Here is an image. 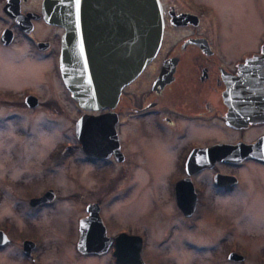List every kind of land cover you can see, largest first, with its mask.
<instances>
[{
	"label": "flooded vegetation",
	"instance_id": "1",
	"mask_svg": "<svg viewBox=\"0 0 264 264\" xmlns=\"http://www.w3.org/2000/svg\"><path fill=\"white\" fill-rule=\"evenodd\" d=\"M159 4L162 26L153 54L120 86L112 106L84 108L63 83L58 61L63 27L47 20L45 0H0V106L4 107L0 110L8 112L0 120L16 121L14 125L24 128L59 123L61 117L56 116L62 115L63 100L71 102L77 110L74 139L52 142L42 160L51 165L65 159L73 162V172L59 171L73 185L75 180L78 184V162L113 167L119 174L132 170L134 148L137 158L155 161L164 171L166 199L191 226L200 218L197 212L210 207L213 195L232 191L244 195L251 186L250 175L255 181L264 179L262 168L250 173L240 168L247 163L264 166V0H251L249 6L248 0H159ZM88 7L90 30L104 28L101 2L90 1ZM240 10L242 17L237 16ZM105 112L115 118L116 142H92L87 147L96 154H88L75 122L80 116ZM58 188L57 182L37 188L27 197L28 203L48 189L51 196L30 207L53 203L61 196ZM254 191L264 204V194ZM4 196L0 189V202ZM89 202H96L100 212L98 199L87 200L84 208ZM190 202L192 210L184 213L180 206ZM210 220L225 231L220 241L229 234L234 238L224 244L226 256L236 247L244 248L235 235V218ZM118 231L140 235L141 253L143 233L127 227Z\"/></svg>",
	"mask_w": 264,
	"mask_h": 264
},
{
	"label": "rangeland",
	"instance_id": "2",
	"mask_svg": "<svg viewBox=\"0 0 264 264\" xmlns=\"http://www.w3.org/2000/svg\"><path fill=\"white\" fill-rule=\"evenodd\" d=\"M242 15L238 11L237 16ZM62 103V115L56 116L61 117L59 123L44 121L45 126L24 128L14 125L16 121L0 120L8 122H0V189L5 195L0 202V229L9 235L0 244V264H114L110 249L85 253L75 247L77 218L86 213L84 205L91 199H98L106 232L127 227L143 233L144 264H264V204L254 191L264 194V179L255 181V175H250L251 186L244 195L237 196L233 191L213 195L210 207H203L205 212L200 209V218L194 219L191 226H186L183 214L166 199L164 171L155 161L137 158L134 148L132 170L119 174L113 167L78 162V184L75 180L72 185L59 171L73 172V162L65 159L51 165L42 160L52 142L74 139L76 106L64 100ZM6 113L0 110V115ZM240 168L243 173L264 170L263 165L249 163ZM7 178L8 184L3 187ZM56 182L60 198L39 208L30 207L29 195L44 184ZM152 187H156V194ZM212 217L235 218V235L244 248L229 252H237L241 258L226 256L224 244L234 238L229 234L220 241L225 231L210 220ZM23 237L33 241L30 253L22 249Z\"/></svg>",
	"mask_w": 264,
	"mask_h": 264
},
{
	"label": "water",
	"instance_id": "3",
	"mask_svg": "<svg viewBox=\"0 0 264 264\" xmlns=\"http://www.w3.org/2000/svg\"><path fill=\"white\" fill-rule=\"evenodd\" d=\"M101 2L106 24L90 30L92 12L89 2ZM46 18L63 27L60 42L59 71L71 96L84 108L112 106L120 86L132 78L153 54L160 38L162 18L159 0H45ZM106 114L80 116L74 125L84 152L96 154L88 144L104 139L116 142L114 117ZM113 113V112H112ZM247 151V150H246ZM249 152V151H247ZM50 189L29 198L34 204L49 198ZM192 203L181 205L184 213ZM86 213L77 219L75 247L80 252H103L111 244L115 264H144L140 254L141 237L136 233H106L96 202L85 206ZM0 229V244L7 239ZM33 241L22 240L29 252ZM231 258L242 255L231 251Z\"/></svg>",
	"mask_w": 264,
	"mask_h": 264
},
{
	"label": "snow or ice",
	"instance_id": "4",
	"mask_svg": "<svg viewBox=\"0 0 264 264\" xmlns=\"http://www.w3.org/2000/svg\"><path fill=\"white\" fill-rule=\"evenodd\" d=\"M79 2V0H77V3Z\"/></svg>",
	"mask_w": 264,
	"mask_h": 264
}]
</instances>
